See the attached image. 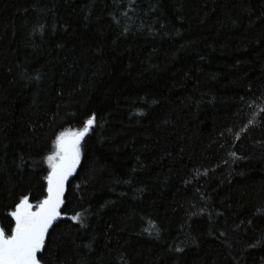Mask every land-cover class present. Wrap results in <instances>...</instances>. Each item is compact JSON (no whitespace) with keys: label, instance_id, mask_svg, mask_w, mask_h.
Returning a JSON list of instances; mask_svg holds the SVG:
<instances>
[{"label":"trees","instance_id":"16d2710c","mask_svg":"<svg viewBox=\"0 0 264 264\" xmlns=\"http://www.w3.org/2000/svg\"><path fill=\"white\" fill-rule=\"evenodd\" d=\"M262 110L264 0H0V223L94 112L51 264H264Z\"/></svg>","mask_w":264,"mask_h":264},{"label":"snow or ice","instance_id":"6c2138e0","mask_svg":"<svg viewBox=\"0 0 264 264\" xmlns=\"http://www.w3.org/2000/svg\"><path fill=\"white\" fill-rule=\"evenodd\" d=\"M96 126L97 116L93 112L82 120L80 127L62 126L61 130L53 133L54 139L39 161L46 173L42 177L41 195L33 197L31 193H21L3 214L7 223H0V264H51L50 246L61 224L70 222L69 227H86L87 210L77 211L73 207L70 186L88 159L85 142ZM75 187L79 189L80 185ZM203 211L200 209L192 215L203 214ZM262 243L264 238L256 239L248 244V248ZM183 250L182 247H175L177 252Z\"/></svg>","mask_w":264,"mask_h":264}]
</instances>
